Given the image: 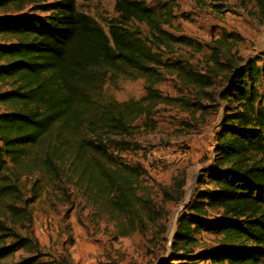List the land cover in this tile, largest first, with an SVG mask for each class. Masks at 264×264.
I'll return each instance as SVG.
<instances>
[{"label": "trees", "instance_id": "obj_1", "mask_svg": "<svg viewBox=\"0 0 264 264\" xmlns=\"http://www.w3.org/2000/svg\"><path fill=\"white\" fill-rule=\"evenodd\" d=\"M112 1L117 17L104 30L77 10L76 0H0V264L35 263L37 255L8 260L39 249L18 227L29 223V205L48 187L61 195L71 187L115 224L119 237L153 221L159 211L140 193L141 167L120 155L139 150L136 122L150 123L159 106L201 116L222 112L212 167L198 182L204 190L176 219L169 263H264V110L257 90L264 85V50L245 60L231 54L227 45L235 40L227 35L202 67L168 62L162 53L175 46L198 49L165 29L174 20L171 7ZM218 1L209 5L220 12ZM245 1L264 23V0ZM166 74L181 96L158 91ZM118 79L142 80L144 94L124 102L106 97L105 85ZM202 233L215 244L201 247Z\"/></svg>", "mask_w": 264, "mask_h": 264}, {"label": "rangeland", "instance_id": "obj_2", "mask_svg": "<svg viewBox=\"0 0 264 264\" xmlns=\"http://www.w3.org/2000/svg\"><path fill=\"white\" fill-rule=\"evenodd\" d=\"M161 4L169 5L174 16L165 29L198 46V49L175 46L172 54L162 53L163 60L180 59L196 68L202 67L215 42L227 35L235 40L227 45L231 54L245 60L256 58L264 50V23L256 19L254 5L249 1L219 0L220 12L210 7L209 0H204V4L198 0L146 1L155 11H160ZM76 7L104 30L106 23L117 17L112 0H76ZM4 14L0 11V17ZM140 30L146 34L143 26ZM157 89L165 96H181L171 74L165 75ZM257 90L260 108L264 110L263 82H259ZM103 91L117 102L136 100L144 94L143 81L118 79L114 85L106 84ZM221 113L219 110L201 116L179 106H159L150 123L145 125L143 118L136 122L138 129L132 140L139 150L124 152L120 159L141 167L140 193L147 197L155 212L159 211L153 221L145 222V228L119 237L115 224L71 187H65L68 193L64 195L57 188L48 187L29 205V223L18 227V233L34 238L39 249L19 250L8 262L37 255L34 264H180L169 263L176 219L188 201L204 190L198 182L203 172L212 167L213 136ZM30 182L25 181L26 199L31 196ZM196 240L201 247L215 244L208 233L198 235Z\"/></svg>", "mask_w": 264, "mask_h": 264}]
</instances>
